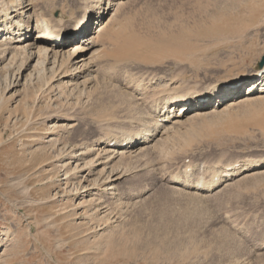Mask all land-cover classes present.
<instances>
[{"label": "rangeland", "instance_id": "374dc122", "mask_svg": "<svg viewBox=\"0 0 264 264\" xmlns=\"http://www.w3.org/2000/svg\"><path fill=\"white\" fill-rule=\"evenodd\" d=\"M32 1L66 28L100 5ZM123 2L55 80L50 70L33 85L35 61L20 75L0 65V264H264V99L237 100L260 76L264 0ZM207 84L227 89L221 106L181 118L180 105L141 140L155 105ZM129 134L139 143L96 167L119 172L113 195L107 173L70 170ZM246 164L262 165L246 176Z\"/></svg>", "mask_w": 264, "mask_h": 264}, {"label": "bare ground", "instance_id": "6f19581e", "mask_svg": "<svg viewBox=\"0 0 264 264\" xmlns=\"http://www.w3.org/2000/svg\"><path fill=\"white\" fill-rule=\"evenodd\" d=\"M10 2L11 3H3L0 7V65L4 63V68L13 69V71H15L14 73L19 75L22 73L24 74L29 67L30 69L35 67L39 68L37 73L35 71L37 76H35L32 81L33 85L36 84L38 78L48 76L50 70L52 71V74L48 82L55 80L54 78L60 76V74L69 71L73 65H78L79 62L83 60L84 54L100 43L101 35L107 33L106 26L109 24L111 18L110 16H108V18L106 16L114 10L115 7L117 8L124 4L123 0H98L100 5L98 6L97 11L92 13L94 9L88 6L87 3L84 4L82 2V4H84L83 13L77 18L75 24L66 28L64 25L57 27L56 23L46 16H40V13H36L37 16H35V13H33L35 9L32 0H12ZM31 12L33 15L30 14ZM60 13H64V8ZM32 16L35 17V24H33ZM34 36L36 37L34 38ZM60 36L63 37V39L57 41ZM89 58H91V56H89ZM32 61H35L36 63L35 65L33 64L34 67L31 68ZM90 61L91 59H89V62ZM84 63L85 61L82 63L84 67L88 65V62L86 64ZM35 73L32 76H34ZM27 75H29V73ZM255 75L260 76L257 77V79H254V81H252V78L246 80L247 83L250 82L245 86V92H241L242 95L237 100H242L244 98L251 100L264 99V67L256 69L253 76ZM241 81L246 83L244 80ZM223 87L224 86L220 87L217 84H207L192 93H183L178 96L176 95L175 97H170L165 103V110H161L160 107H156L155 105V107H153V118L151 120V123H153L152 126H155V129L153 128L154 130L152 129V132L149 129L141 131L144 135L141 137V140H143L144 143H147L152 136L155 137V134L157 135L159 130L158 127L166 126L165 124L170 120V116L174 109L178 108L180 105L185 104L183 107L185 110L181 109L179 113L181 118L194 110L197 111L198 115L201 116V114H204L203 116H205L208 112L204 110L212 104V102L215 103L216 108L221 106L223 104L222 98L227 97L228 94L227 89H224ZM212 96H216L215 98L220 99H212ZM204 100L205 102H203ZM232 101L236 102L235 99H232L231 102L227 103V107L224 106L225 108L221 109L219 112H227L228 106L231 105ZM200 103L202 104L200 105ZM187 117H190V115ZM177 120H175V122H177ZM179 121L182 122L180 119ZM135 136L136 135L129 134L123 141H120L119 139H108L107 141L100 143L101 147L98 149L96 148V155L93 159L87 160L84 163L79 162L81 159H75L74 162L77 161V163L75 166L71 165L70 170L73 171L72 173L74 174L81 173V175L88 170L87 176L94 173H98L99 176H104V174L107 173L104 177H100V180H103L102 182L108 186L107 188L111 190L112 194V191L114 189L116 190L114 181L120 177L119 172L114 169H111V171L108 172L107 170L97 171L96 167L104 162H110L114 158L123 157L127 149H132L139 143V139ZM126 140L128 143H125ZM157 142L158 141H155L153 144L155 145ZM144 146H142L143 149ZM261 165L262 164L252 166L246 164V166L244 165V169H242V173L246 175V173L250 172L252 168ZM187 173H189V171H187ZM115 176L117 177L113 179ZM241 176L243 177V175ZM68 179H71V177H68ZM186 183L190 188H198L200 184H202L201 181H186ZM224 183L225 185L229 184L228 181H225ZM223 187L224 186H222V188ZM105 190L107 191V189Z\"/></svg>", "mask_w": 264, "mask_h": 264}, {"label": "water", "instance_id": "95a60500", "mask_svg": "<svg viewBox=\"0 0 264 264\" xmlns=\"http://www.w3.org/2000/svg\"><path fill=\"white\" fill-rule=\"evenodd\" d=\"M263 66H264V56L262 57V59L258 63V67L256 69H261V68H263Z\"/></svg>", "mask_w": 264, "mask_h": 264}]
</instances>
